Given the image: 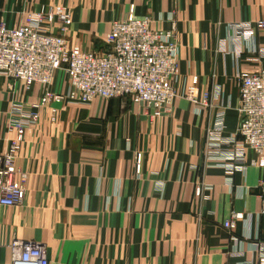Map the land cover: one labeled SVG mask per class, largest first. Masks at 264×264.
Wrapping results in <instances>:
<instances>
[{"label":"crops","instance_id":"0c3cea01","mask_svg":"<svg viewBox=\"0 0 264 264\" xmlns=\"http://www.w3.org/2000/svg\"><path fill=\"white\" fill-rule=\"evenodd\" d=\"M52 5L70 12L65 34L83 50L105 49L112 21L131 5L135 15L151 16L152 28H173L176 95L170 113L159 117L128 97L54 101L53 114L40 108L15 157L25 174L24 198L0 205V264L10 262L14 239L43 244L49 264H256L254 243L264 241L263 172L248 165L226 175L217 160L204 157L203 144L219 109L225 130H235L239 75L264 69L255 51L264 48V29H255L240 52L230 43L226 51L218 46L230 23L264 20V0H0V22L16 27L27 13ZM50 31L60 32L56 26ZM194 75L210 105L196 107L185 97ZM44 88L26 90L21 81L0 77V153L14 137L11 104L29 109ZM48 89L66 92L63 70L54 72ZM136 152L142 155L139 173ZM14 179L20 183V174ZM232 213L242 217L228 230L222 223ZM239 251L242 256L233 255Z\"/></svg>","mask_w":264,"mask_h":264},{"label":"built area","instance_id":"2783aa9c","mask_svg":"<svg viewBox=\"0 0 264 264\" xmlns=\"http://www.w3.org/2000/svg\"><path fill=\"white\" fill-rule=\"evenodd\" d=\"M72 22L70 12L61 5H52L26 14L21 24L8 27L0 22V77L21 81L26 90L34 84L44 86L39 99L25 109L22 103L13 102L10 107L8 129L14 132L5 153H0V205L12 206L24 198L25 174L15 166L16 152L24 140L25 131L39 119V110L51 102L72 100L88 103L95 97L110 99L128 97L132 102L150 110V117L170 113L175 93L174 82L178 75L176 32L173 28L151 27V16H137L133 5L125 17L114 19L104 35L106 48L83 50L72 43L65 31ZM56 26L59 33L51 32ZM230 34L219 39L218 46L226 51L228 43L242 51V45L251 42L255 29H264V20L252 23L238 21L229 24ZM256 54L264 57V48ZM63 70L67 77L64 94L48 89L56 70ZM198 77H191L185 97L196 107L210 105L208 93H198ZM220 89L214 87L217 95ZM238 123L233 132L225 130V112L217 110L204 134L203 155L214 159L224 174L243 173L248 165L259 167L263 174L258 188L261 212L264 213V69L257 73L239 75ZM51 119L54 116L51 115ZM251 150L252 158H247ZM135 172L139 173L142 155L134 156ZM20 174V183L14 176ZM162 181L155 183L161 191ZM201 187L195 189L199 195ZM240 213H232L222 225L228 230L235 227ZM256 264H264V241L254 243ZM11 260L7 264H49L46 248L34 241L14 239L11 244ZM242 256V251L233 253ZM241 264H252L244 260Z\"/></svg>","mask_w":264,"mask_h":264}]
</instances>
